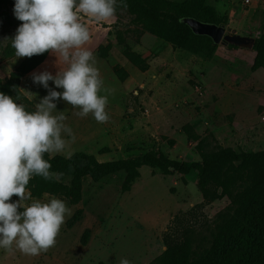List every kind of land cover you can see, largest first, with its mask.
<instances>
[{"label":"rangeland","instance_id":"obj_1","mask_svg":"<svg viewBox=\"0 0 264 264\" xmlns=\"http://www.w3.org/2000/svg\"><path fill=\"white\" fill-rule=\"evenodd\" d=\"M242 2L206 0L205 4L217 15L226 17V33L255 38L264 26V0H251L245 7ZM13 6L14 0H0V81L24 58L16 57L11 46V39L22 23L14 17ZM116 16L107 34L114 44L104 58L111 76L104 80V88L118 90L124 82L118 80L113 67L132 69L131 76L138 81L129 92L125 88L124 94L113 92L109 96L106 105L109 120L104 123L97 122L91 113L79 117L75 115L80 110L78 107L56 101V111L66 117L64 123L76 139L72 142L65 136L68 140L65 153L55 155L84 152L106 162L160 150L172 160L199 161L197 140L187 138L183 131L185 125L201 139L209 138L210 147L219 146L235 153L264 151V70L250 69L255 56L252 48L218 44L213 57L204 60L214 68V76L199 82L185 74L177 76L168 69L165 58L168 46L164 42L151 48L139 46L131 26V31L125 34L127 44L132 50L145 52L151 62L148 77L139 81L138 70L123 58L115 39V30L127 29L131 16L119 7ZM81 17V22L88 27L108 26ZM146 37L153 44L160 41L149 33ZM103 43L105 40L97 36L86 47L94 54L96 47ZM159 52H163V62L154 60ZM66 67L48 52L41 64L21 78L20 92L36 107L47 90L32 82V73L49 71L55 75ZM198 74L206 76L207 73L199 70ZM49 86L54 88L51 81ZM124 178L122 172L99 181L82 178L81 197L76 203L65 197L47 195L23 201L27 206L35 200L47 202L52 197L59 198L65 201L71 214L65 217L54 246L46 252L25 255L13 245L11 250L0 249V264H119L121 258L128 259L130 264H149L165 250L166 241L180 238L185 231L194 229L207 234L215 215L229 205L226 197L203 203L194 172L184 175L185 182H182L175 173L165 174L159 165L142 166L129 190L122 189ZM74 214L76 218L68 225V219Z\"/></svg>","mask_w":264,"mask_h":264},{"label":"trees","instance_id":"obj_2","mask_svg":"<svg viewBox=\"0 0 264 264\" xmlns=\"http://www.w3.org/2000/svg\"><path fill=\"white\" fill-rule=\"evenodd\" d=\"M126 10L131 16L125 30H115L116 43L121 46V55L140 72L149 68L147 56L131 49L125 34L133 31L137 42L143 33H149L174 49L186 51L203 60H210L217 45L203 35L194 34L183 23V18H195L206 23L225 25L226 17L205 4L206 0H125ZM234 46V45H232ZM236 47V46H234ZM112 44L108 41L96 49L99 58H106ZM255 52L250 69L264 70V26L254 38ZM48 52L24 57L7 78L0 81V92L18 98L17 102L29 112L35 106L19 90L21 78L41 64ZM119 81L128 77V72L113 67ZM183 131L189 140H197L199 161H178L168 158L160 150H151L132 158L100 162L94 155L75 152L69 156L54 155L50 160V172L56 173L51 180L33 177L26 191L32 199L60 196L72 202L81 197L82 178L99 181L107 176L124 173L123 190L139 177L142 166L159 165L165 174H177L182 182L184 175L196 174L197 187L203 203L226 197L229 205L218 212L212 220L207 234L191 229L179 238L166 241L165 250L149 264H264V151L258 153H235L219 146L210 147L209 138H200L190 126ZM212 139V138H211ZM106 149H103L102 152ZM45 159L48 154L45 153ZM12 200L18 199L13 196ZM23 210V209H21ZM76 218L74 214L67 223Z\"/></svg>","mask_w":264,"mask_h":264},{"label":"clouds","instance_id":"obj_3","mask_svg":"<svg viewBox=\"0 0 264 264\" xmlns=\"http://www.w3.org/2000/svg\"><path fill=\"white\" fill-rule=\"evenodd\" d=\"M120 5L127 7L125 0H14V17L22 22L11 39L16 57L50 52L67 67L55 75L32 73V82L47 90L34 111L0 92V249L11 250L14 245L25 255H40L54 246L65 217L71 214L65 201L55 197L27 206L22 202L29 199L26 189L33 177H56L50 172V160L65 153V136L72 142L76 139L64 123L66 117L56 111V101L78 107L79 117L91 113L97 122L109 120L106 105L111 90L104 88L93 52L86 47L91 32L81 16L111 24ZM13 196L18 199L12 200ZM119 264L130 261L121 258Z\"/></svg>","mask_w":264,"mask_h":264},{"label":"crops","instance_id":"obj_4","mask_svg":"<svg viewBox=\"0 0 264 264\" xmlns=\"http://www.w3.org/2000/svg\"><path fill=\"white\" fill-rule=\"evenodd\" d=\"M109 25L110 24H108V26H106L105 28L101 27V25H99V27H97V26L92 27V28L89 27L90 32H91V39L95 38L97 36L98 37H102V41L103 42H104V40H105V43H107L109 41L112 44V47H113L114 43L112 42L110 37L107 35L109 30L111 29V27ZM146 34L147 33H143L141 35V37L139 39V46L144 47V46L149 45V46H147V48H151V47H154L153 45L158 46V45L161 44L160 43V42H162L161 40L158 41L159 43L153 44V40L149 39V37H146ZM105 43H103V44H105ZM166 46H168V47H166V49L168 50V53L165 56V58H167V60H168L167 61L168 62L167 66H169L168 69L173 70V73L175 75L178 76L179 74H183V75L185 74L184 75L185 77L187 76V77H190V78H195V79L199 80V82H201V81L206 82L208 77H210V79L213 78L215 71H214V68L208 63V61H204L203 59H201V58H199V57H197L195 55H192V54H190V53H188L186 51H183V50H180V49H174L169 44H167ZM97 47H96V49H97ZM133 50L135 52L143 55V56L146 55L145 52L140 51L138 49L134 48ZM93 55H94L95 60H96L95 66L98 68L103 81L105 79H111L110 70L107 68L106 62L104 61V59L103 58H99L97 56L96 50H95V53ZM165 58L163 56V52H159L154 60L160 59V61L163 62V60ZM127 63H129V62H127ZM148 64H149V68L146 71L140 72L138 70V72L140 74L139 81H141V79H144L145 77H148V73H149V70H150L151 62L148 61ZM133 68H135V67H133ZM125 70L128 72V77L124 80L123 84H121V86L118 88V90H116L115 87L110 89L111 90V94L113 92L116 93V94L118 93L117 95L124 94L125 93V88L127 89V92H129L130 91V87H132V85L135 84L138 81V80H136L134 78V76L132 78V76H131L132 69L129 70V69L125 68ZM199 70H206V73H207L206 76L203 75V74H198L197 75V72ZM104 84H106V83L104 82ZM140 85L143 86V83L140 82ZM103 94H107V93H103ZM133 94H136V91H134ZM110 95H108V98H109Z\"/></svg>","mask_w":264,"mask_h":264},{"label":"water","instance_id":"obj_5","mask_svg":"<svg viewBox=\"0 0 264 264\" xmlns=\"http://www.w3.org/2000/svg\"><path fill=\"white\" fill-rule=\"evenodd\" d=\"M182 21L194 34L209 37L215 45L230 43L238 47L252 48L254 43V38L241 36L233 32L230 34L226 33L224 25L206 23L195 18H183Z\"/></svg>","mask_w":264,"mask_h":264},{"label":"built area","instance_id":"obj_6","mask_svg":"<svg viewBox=\"0 0 264 264\" xmlns=\"http://www.w3.org/2000/svg\"><path fill=\"white\" fill-rule=\"evenodd\" d=\"M250 3H251V0H243L242 6L243 7L248 6Z\"/></svg>","mask_w":264,"mask_h":264}]
</instances>
